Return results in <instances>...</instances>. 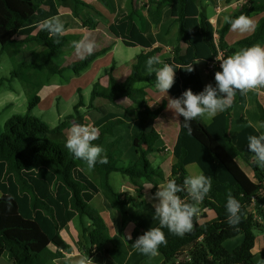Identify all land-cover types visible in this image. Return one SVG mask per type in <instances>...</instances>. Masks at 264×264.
Returning <instances> with one entry per match:
<instances>
[{"label": "trees", "instance_id": "1", "mask_svg": "<svg viewBox=\"0 0 264 264\" xmlns=\"http://www.w3.org/2000/svg\"><path fill=\"white\" fill-rule=\"evenodd\" d=\"M55 1L59 8L72 13L84 28L94 29L97 26L92 17L84 19L82 16L85 10L94 9L86 1ZM98 1L111 9L108 0ZM203 1L150 0L148 11H144L140 8V0H128V12L111 24L109 31L115 38L121 39L126 47L149 49L152 45L145 35L147 15L153 16L159 23L163 8L169 5L171 18L180 25V31L178 44L173 49L172 57L165 60L166 63L193 65L200 60L208 63L219 55L220 50L225 52L227 58L242 48L264 41L263 17L251 36L228 48L225 37L230 24L225 23L218 31L219 39L216 40L215 29L202 11ZM40 8L41 3L37 0H0V57L5 52H9L13 60L19 57L16 68L10 77L0 80V86L18 79L29 96L28 112L7 120L4 132L0 134V258L8 259L12 264H56L58 261L71 264L65 260L71 246L63 238L62 231L78 217L87 245L84 253L94 260V264H115L110 257L112 239L102 215L92 205L93 200L100 193H105L118 208L122 228H125L131 221L128 210L131 202L124 200L122 194L114 190L110 183L111 174L120 173L134 186L139 199L138 203H133L136 208L144 205L146 183L157 188L165 181L162 171L149 160L151 154L160 152L158 144L161 135L154 129L148 130V124L160 117L163 108L151 109L149 91L136 87L138 83L145 82L150 87L155 86V73L144 74L141 71L143 63L154 52L137 57L124 83L114 80L112 67L109 86L106 88L96 84L94 87L90 106L95 100L103 99L124 108L128 115L136 118L142 133L133 142L136 159L127 163L121 147L122 137L104 142V136L126 124L125 121L114 119L106 122L99 128V139L93 143L104 148L108 163H97L90 169L65 148L66 121L84 123L80 109L86 104L81 91L78 92L79 101L74 107V114L65 117L55 128L31 112L41 103L37 91L44 88L53 76L62 75L68 70L80 74L107 53L109 48L93 50L91 54L67 65L55 63L54 58L63 52L71 40L69 35L53 37L41 28L35 35H20ZM258 13H264V3L249 1L230 17L234 19L241 14L251 17ZM57 39L59 43L55 42ZM182 44L187 45L185 53H182ZM35 46L43 51L33 48ZM176 75L186 90L191 89L195 94L201 92L195 69L191 73L177 69ZM118 96L130 100L133 106L124 107L118 102ZM260 111L264 122V108L261 106ZM231 112L228 107L209 126L204 125L199 117L196 118L191 121V135L183 127V117H179L180 133L173 151L175 163L169 179L182 184L185 176H188L187 167L196 164L204 175L211 177L212 183L207 196L196 205L199 212L193 219V229L158 248L162 264H256V232L264 226V197L256 201L254 198L264 191V168L258 167L254 159L249 163L254 174L253 181L237 163L241 152L229 134ZM229 192L242 205L241 221L235 228L226 222ZM178 195L185 202H192L186 193ZM204 211L211 212L212 218ZM85 219L90 225L85 223ZM139 234V230H135L132 244ZM239 236H243L242 243L228 250L225 243ZM184 253L187 256L184 257ZM180 257L183 259L177 262Z\"/></svg>", "mask_w": 264, "mask_h": 264}, {"label": "crops", "instance_id": "2", "mask_svg": "<svg viewBox=\"0 0 264 264\" xmlns=\"http://www.w3.org/2000/svg\"><path fill=\"white\" fill-rule=\"evenodd\" d=\"M108 1L111 5L112 14L107 13L106 23L98 22L97 26L94 29H90L87 32L85 31L86 28H84L74 18L72 13L59 8L56 3H55L56 9L55 7L49 8L47 5H45V3H44L45 6L41 4V8L37 14V15L41 14L40 18H42V16L44 15V18L42 20L53 16H59L61 21L66 26L65 28L66 31L64 32V34L69 35L71 37V40L69 41L68 45L64 50H69L68 51L70 52L69 54H75L74 56H68L66 58L67 60H70V58L77 61L81 59V58L80 59L76 58L79 54H77V52L75 51L72 42L80 41L84 37H88L90 40H92L95 43L94 50L109 48L107 53L97 58L86 70H84L83 73L84 75L82 76V79H85L87 81L86 84L88 86H91L92 91L96 86V84H100L102 87H106V88L109 86V75L111 73L112 67H113L114 80L117 83H124L131 74L132 67L136 63L137 57L139 55L153 51L154 52L153 56H157L161 61L165 62L167 58L172 57L173 49L178 44L177 38L180 31V25L174 23L173 19L171 18V6L168 5L165 6L162 10V14H161L162 19L159 23L154 19L153 16L147 15L146 23H145V35L151 42L152 45L151 48L145 49L140 46L133 47L137 50L135 54L129 56L119 55V53L122 50L121 48L124 44L121 39L115 38L110 33L109 27L117 19H119L121 16H123L128 12V7H127L128 0H115L116 3L114 2V0H108ZM149 1L150 0H140V3L145 4ZM249 1L256 3H264V0H204L201 3L202 11L206 14L209 21L212 23L215 29L216 40L219 39L218 31L222 29L226 23L225 18L234 15V13H236L239 9L242 8V6H244ZM263 17H264V13L255 14L251 16L250 18L254 21V27L252 30L248 32L241 33L239 31H233L230 28L229 32L225 37L226 46L228 48L232 47L237 42L251 36L255 32L259 24V21ZM42 20L40 19L32 20L29 24H27L20 32L21 37L35 35L40 29V22ZM259 45L264 47V41ZM181 48H182V53H185L187 50V45L182 44ZM35 49H37L38 51H43V49L39 46L36 47ZM84 54L86 55L87 53ZM104 58H106L107 62H104L105 60ZM146 61L143 63L141 68V71L144 74L149 73V71L147 70ZM158 66H162V65L159 64L153 65L154 68ZM207 66L208 63L204 60L196 61L193 64L195 72L200 81V91H203L204 87L209 83H211L213 87H215V79H214L215 72L220 71L218 69H215L207 73ZM102 80L103 81L105 80L106 84L102 85L101 84ZM45 87L41 90V91L43 90L45 91L41 98V104L51 98L53 94H51L50 91L54 89L56 85L55 87H51L49 91H47V88ZM136 87L146 88L149 91L148 100L151 109H157L160 107L163 108V112L159 117L163 123L157 121L156 119L148 124V130L154 129L157 132H159L161 135V140L158 144V149L160 152H154L153 154L150 155L149 158L150 159L155 158L158 161L160 158H163V160L157 166L154 165L153 166L155 168L162 169V171L164 172L165 181L162 182L160 185L166 184V182L171 177L172 167L175 163L173 151L177 144L178 136L180 133L179 117L174 116L172 111L167 110L168 101L167 99H164L165 94L159 92L155 86L150 87L149 84L145 82V83H138ZM185 90L186 88L184 87L181 79L175 74V83L173 87L168 91L167 96L171 98H178ZM117 100L124 107L133 106L132 102L126 99L125 97L118 96ZM100 102H102V99H97L95 100V102H93V105L90 106V102H89L88 104H86L85 107H83L84 109L87 108L92 112L91 117L85 116V114H83L85 110L83 111L82 110L83 108L80 109L84 123L91 124L92 126L99 129L106 122L110 120L121 119L125 121L126 124L122 126H118L112 133L106 134L104 136V142L107 143L116 137H122L121 147L124 152L123 155L124 161L128 163L132 160H135L136 153L133 146V142L142 133V130L138 125V121L134 116L128 115L127 112L124 110V108L117 107L110 102L103 104ZM260 106L264 108V87L258 90L249 91L246 94H241L239 91H237L234 100L230 106L232 112H231L229 134L234 145L241 152V156H239L236 159V161L239 164V166L242 168V170L253 181H255L254 174L249 165V163L253 161V154L248 149V137L251 135H259L261 132H264V127H261L262 125H264V122L261 120ZM223 112H219L212 117L209 116L199 117V119L204 125L209 126L213 123L214 118ZM60 122L61 121L58 120L57 126L60 124ZM67 124H69L67 125V127L69 128L71 124L69 122ZM116 173L117 172H114L110 176L111 185H112V175ZM187 173L188 176L198 175L201 173V170L198 168L196 164H192L187 167ZM120 182H121L120 187L114 190L118 193H121L124 200L125 199L129 200L131 202V205L129 207L132 208V210L128 209L131 221L125 228H122L121 217L118 208L114 205V203L105 193L102 192L99 195H97L93 200V202L96 201L97 198L99 197V200L97 202L101 207V209L106 213L105 215H102L101 213L100 214L102 215L107 225L108 234L112 239V243L110 244V257L115 262V264H144L146 259H148V257L150 256L143 255L137 249L133 248L132 247L133 244L131 243V240L133 238V233L135 232V230H139L140 232L139 236H140L143 235L151 227H161L158 219L155 216L154 209L152 207V205L157 201L151 199L154 196L155 192L158 190V187L154 188V186H152L151 184L146 183L144 190V198H143L144 205L141 208H136L133 205V203H138L139 199L136 194L134 186L124 176H122ZM204 213H207L209 218H212L213 216L212 213L209 211H204ZM77 218H75L62 231L63 238L71 246V250L65 254L66 255L65 260L69 261L71 264H73L74 260L77 259L78 254L84 253V250L87 248L85 241L84 243L83 242L81 243V241L78 243H74L73 241V237L70 231L73 228L72 223ZM78 219L80 220V218ZM86 221L85 223L90 225V222L88 220ZM109 223L112 224V226H114V233L116 232L115 233L116 236L115 234L114 235L112 234L111 229L109 228ZM161 230L163 231L165 236V241H166L165 243L173 240L178 236H181L173 232H170L167 227H162ZM75 234L77 235V232ZM118 234H121V236H119ZM129 234L132 237L131 240L127 239V236ZM242 241H243V236H239L233 240L227 241L225 243V247L228 250H232L238 245H240ZM119 245L122 248H120ZM254 254H255V263L264 264V226L262 230H258L256 232V244H255ZM152 257L157 258L161 256L158 253L156 256H152ZM0 259H1L0 264H12V262L7 261L8 259L6 258H0ZM58 262L59 264L63 263L62 261H58ZM162 262L163 259L161 257V261L159 262V264H162Z\"/></svg>", "mask_w": 264, "mask_h": 264}, {"label": "clouds", "instance_id": "3", "mask_svg": "<svg viewBox=\"0 0 264 264\" xmlns=\"http://www.w3.org/2000/svg\"><path fill=\"white\" fill-rule=\"evenodd\" d=\"M225 19L233 31L244 33L254 27V21L244 14L234 19L231 17ZM40 28L53 37H60L66 31L59 16L42 20ZM55 42L59 43V39ZM72 45L77 54H91L95 48V43L88 37L73 41ZM216 59L220 62L221 70L215 72V87L209 83L198 94L187 89L178 98L167 96L175 83L176 70L181 69L191 73L194 70L193 65L166 63L157 56L149 57L146 61L149 73H155L156 89L165 94L164 99L168 101L167 110L172 111L174 116L183 117V127L189 135L192 132L191 121L203 116L212 117L225 111L231 106L237 91L246 94L264 87V47L261 45L242 48L227 58ZM157 64L162 66L154 68L153 65ZM156 119L163 123L160 118ZM97 139H99L98 128L91 124L74 123L67 130L65 148L74 158L84 161L91 169L97 163H108L104 148L93 143ZM248 149L253 154L256 165L264 168V132L248 137ZM211 183V177L201 172L198 175L185 176L182 184H178L175 179H169L166 184L158 186L151 199L157 201L152 207L161 227H151L135 240L132 247L143 255L156 256L159 246L166 242L162 227H167L170 232L181 236L190 232L194 226L193 219L199 212L196 205L207 196ZM179 193H186L192 202L182 200ZM241 209L240 201L229 192L226 201V222L230 227L235 228L240 223ZM131 238L129 234L127 239L131 240ZM73 264H94V260L90 259L88 254L79 253Z\"/></svg>", "mask_w": 264, "mask_h": 264}, {"label": "rangeland", "instance_id": "4", "mask_svg": "<svg viewBox=\"0 0 264 264\" xmlns=\"http://www.w3.org/2000/svg\"><path fill=\"white\" fill-rule=\"evenodd\" d=\"M37 1H39V3H41L43 6L47 5L49 8L55 7L56 9L55 0H37ZM84 1L94 6V9L83 12L82 14L83 18L87 19L90 16L97 22V24L98 22L106 23L107 13L112 14L111 9L104 6L98 0H84ZM139 5L142 9H144V11H148L147 7L149 5V2L145 4L139 3ZM258 14H261V13H258ZM40 15L41 14L35 15L32 20H39V19L42 20L44 18V15L42 16V18H40ZM89 30L90 28L89 29L86 28L85 31L87 32ZM36 47L38 46H35L33 48H36ZM121 49H122L121 52L120 53L118 52L119 55L129 56L137 52L135 48H129L124 45L122 46ZM0 50H1V45H0ZM68 51L69 50H63L62 53H60L58 56L54 58V62L60 65H65V64H69L74 61H77L72 58H70V60L66 59L68 56L75 55V54H69L70 52ZM84 55H85L84 53L82 55L79 54L76 58L82 59ZM104 59H103L104 62H107L106 58ZM18 62H19L18 56H16V59L13 60L9 52H5L4 54H2L0 57V80L2 78L4 79L7 77H10L11 73L16 68V63ZM83 73L84 71L78 75L68 70L64 72L62 75L53 76L50 79V82L45 87L47 88V91H49L51 87H55L56 85V87L50 91L51 94L53 95L51 96L49 100L45 101L42 104L40 103L34 110H32L31 114L37 118H40L44 122H46L50 127L55 128L58 124V120L61 121L60 123H62L65 117L74 114L75 104L79 101V93H78L79 91L82 92L85 104H88L91 100L92 88L91 86H88L86 84L87 81L85 79H82V76L84 75ZM101 84L102 85L106 84V81L102 80ZM41 90H38L37 94L42 98L45 91L44 90L41 91ZM28 103H29L28 92L25 89L24 85L18 79H15L12 83L6 82L2 86H0V134L4 132V127H5V123L7 120H9L11 117L15 115H20V114L23 115L28 112ZM100 103L102 104L107 103V101L102 99V102ZM82 110L83 111L85 110V112H83L85 116L91 117L92 112L90 110H88L87 108L86 109L83 108ZM66 122H69L71 125L76 123L74 120H69ZM149 160L152 165L157 166L163 160V158H160L159 161L155 158H151V159L149 158ZM160 170L162 171V169ZM162 173L164 174L163 171ZM121 178L122 176L118 173L112 175V185L114 189L120 187ZM98 200H99V197L97 198L96 201L92 203V205L102 215H105L106 213L99 206L97 202ZM128 209L132 210V208L130 207H128ZM72 225H73V228L71 229L70 232L73 237L74 243H78L80 241L81 243L82 242L84 243L85 238L82 232L81 221L77 218L72 223ZM109 228L111 229V232L114 235L116 233V232L114 233V226H112V224L109 223ZM76 232H77V235L75 234ZM118 235L121 236V234H118ZM114 247H117V246H114ZM119 247L122 248L120 245ZM183 256L184 257L187 256V253H184ZM182 259L183 258L181 257L180 261ZM160 261H161V257L153 258L152 256H150L148 257V259H146L144 264H159ZM0 262H1V259H0ZM56 264H59V262H57Z\"/></svg>", "mask_w": 264, "mask_h": 264}, {"label": "built area", "instance_id": "5", "mask_svg": "<svg viewBox=\"0 0 264 264\" xmlns=\"http://www.w3.org/2000/svg\"><path fill=\"white\" fill-rule=\"evenodd\" d=\"M217 57L225 58V52L220 50L219 51V55ZM216 58L212 62H208L207 73H209V72H211L212 70H215V69L221 70L220 69V62ZM259 197H264V191L261 192L260 194H258L257 196H255L254 201H256ZM180 259H181V257L177 260V262H179Z\"/></svg>", "mask_w": 264, "mask_h": 264}]
</instances>
